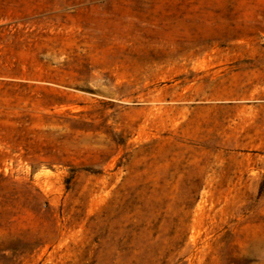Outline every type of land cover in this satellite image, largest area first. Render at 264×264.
<instances>
[{
    "label": "rangeland",
    "instance_id": "obj_1",
    "mask_svg": "<svg viewBox=\"0 0 264 264\" xmlns=\"http://www.w3.org/2000/svg\"><path fill=\"white\" fill-rule=\"evenodd\" d=\"M0 264H264V0H0Z\"/></svg>",
    "mask_w": 264,
    "mask_h": 264
}]
</instances>
